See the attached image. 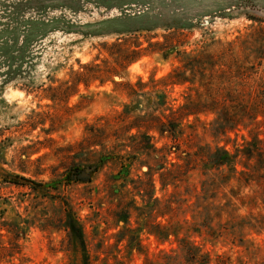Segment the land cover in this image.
I'll use <instances>...</instances> for the list:
<instances>
[{
  "label": "rangeland",
  "instance_id": "374dc122",
  "mask_svg": "<svg viewBox=\"0 0 264 264\" xmlns=\"http://www.w3.org/2000/svg\"><path fill=\"white\" fill-rule=\"evenodd\" d=\"M8 1L14 0H0V11ZM79 9L78 13L61 7L53 10L50 17L56 18V30L47 33L37 46L36 56L27 60L19 74L0 85V264H81V255L74 251L67 232L57 228L63 215L62 203L71 207L83 226L91 264H264L263 170L253 172L250 168L244 178L231 175L229 183L227 168L208 171L205 176L200 164L190 172L181 187L186 199L184 211L174 221L185 228L180 238L189 237L181 246L174 238L162 243L145 231L137 234L136 215L131 217L129 227L118 224L115 214L131 199L143 206L133 186L138 177L145 179L147 168L140 162L134 163L128 180H124L127 183L115 179L120 171L117 161L101 167L91 182L61 185L55 192H33L4 182L8 175L44 184L60 181L68 169L94 165L101 156L112 155L116 140L110 135L115 118L132 101L129 90L123 86L118 89V84L129 83L139 90L137 84L142 81L146 85L142 93L165 92L172 104L183 103L187 85L158 83L179 66L174 57L163 61L158 47H152L155 52L126 70L111 74V80L103 85L99 81L88 88L81 85L67 98L74 93L70 91L73 73L81 71L82 65L116 67L111 56L117 51L114 44L127 48L123 40L135 37L121 33L152 30L136 34L142 48H147L149 43H164L169 28L180 27L186 35L180 40L185 43L181 50L189 52L203 43L232 42L251 26L264 28V0H88ZM257 37L264 45V31ZM260 71L264 72V66ZM201 119L209 122L213 116ZM90 129L103 146L88 145ZM239 130L214 138L198 125L194 138L181 147L196 151L218 146L236 153L250 141L248 130ZM191 133L187 129L186 135ZM260 139L264 140V135ZM155 142L158 148L170 144L157 134ZM255 163L248 164L255 167ZM237 170L242 167L237 166ZM154 181L155 198L165 199L158 175ZM171 191L170 187L167 193ZM197 194L202 196V206L197 204ZM198 213L210 216L209 232L202 216L193 221ZM166 219L153 221L165 223ZM199 228L202 236L195 234Z\"/></svg>",
  "mask_w": 264,
  "mask_h": 264
},
{
  "label": "trees",
  "instance_id": "16d2710c",
  "mask_svg": "<svg viewBox=\"0 0 264 264\" xmlns=\"http://www.w3.org/2000/svg\"><path fill=\"white\" fill-rule=\"evenodd\" d=\"M54 1L59 5H55ZM82 2L88 0H14L3 6V10L0 11L1 86L8 84L21 72L27 60L30 61L36 56L37 46L47 33L56 30L54 27L56 18L50 17V13L58 7L78 13ZM249 18L257 22L255 18ZM262 29L264 28L256 29L251 26L246 34L239 35L232 42L203 43L199 49L189 52L181 50L185 43L180 40L185 39L186 35L184 29L180 27L169 28V35L165 37L164 43H149L147 48H142V44L139 43L140 35L136 34L150 33L152 30L121 33L135 37L123 40L129 45L127 48L120 43L114 44L113 47L117 51L111 53V56L116 67L109 68L93 63L82 65L81 71L73 73L70 91L74 93L67 95V98L75 95L81 85L88 88L90 83L95 81L103 85L111 80V74L116 75L118 71L126 70L143 56L155 52L151 50L152 47H158L163 61H169L174 57L179 62V66L161 78L158 83L163 86L187 85V90L182 95L183 103L177 106L172 104L165 92L142 93L146 87L142 81L137 84L139 90L129 83L118 84L116 86L118 89L123 86L129 90L128 96L132 101L125 105L123 111L115 118L110 135L116 140L112 147V155L101 156L94 165L70 168L60 181L44 184L19 175H8L4 182L16 187H28L33 192L41 190L55 192L61 185L69 187L72 184L91 182L92 175L101 167L111 161H117L120 171L115 179L127 183L124 180H128L134 163L140 162V165L147 168L145 179L138 177L133 186L137 196L143 201V206H137L136 201L131 199V202L122 206L115 214L118 224L123 223L127 228L131 217L136 215L137 234L145 231L162 243L170 242L171 238H174L180 246L182 242H188L185 240L189 238L187 235L185 239L180 238L181 232L185 230L183 224L179 222L176 224L174 221L184 211L186 199L182 195L181 187L186 184L190 172L199 168L200 164L203 166L205 176L208 171L227 168L230 175L226 181L229 183L232 180L231 175L244 178L248 176L247 171L250 168L254 170L253 172L264 171L262 148L264 140L260 139V136L264 135V72L260 71L264 66V45L257 37L260 31H264ZM131 44L134 49L131 48ZM202 116H213V120L207 122L201 119ZM198 125L214 138L227 137L230 133L239 132L242 127L248 130L250 141H245L240 146L241 149H236V153L218 146L214 149L207 146L199 147L196 151L182 150L181 144L190 143ZM187 129L192 133L186 135ZM89 134L88 145H104L103 141L93 136V130L90 129ZM155 134L160 138H166L170 144L166 143L158 148ZM253 161L256 162L255 167L248 164ZM237 166H241L242 170L238 171ZM155 175L159 176L165 199L155 198ZM238 181L241 182V179ZM249 182L251 181L246 184L249 185ZM120 187L122 186L119 185ZM170 187L172 191L168 194L167 190ZM201 191L203 194L207 192L204 186ZM193 192L196 193V189H193ZM196 199L197 204L202 206V196L197 194ZM62 205L63 215L57 228L67 232L74 251L81 255V264H91L83 226L71 207L65 203ZM201 216L202 213H198L193 215L192 219L197 221ZM158 217L167 218L166 222L155 223L153 220ZM210 220V216L203 217L202 224H208ZM185 224L188 222L185 221ZM210 228L208 224L206 230L209 232ZM27 232H22L21 237H26ZM195 234L202 236V230L197 229ZM187 246L195 247L190 244Z\"/></svg>",
  "mask_w": 264,
  "mask_h": 264
}]
</instances>
